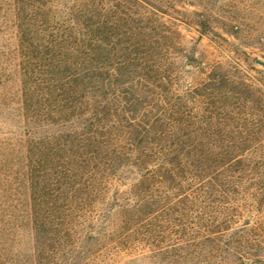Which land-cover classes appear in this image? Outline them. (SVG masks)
<instances>
[{"label": "trees", "instance_id": "16d2710c", "mask_svg": "<svg viewBox=\"0 0 264 264\" xmlns=\"http://www.w3.org/2000/svg\"><path fill=\"white\" fill-rule=\"evenodd\" d=\"M7 8L0 62H15L24 119L28 264H264L260 88L221 64L170 62L169 36L120 5L5 0L3 20Z\"/></svg>", "mask_w": 264, "mask_h": 264}, {"label": "rangeland", "instance_id": "374dc122", "mask_svg": "<svg viewBox=\"0 0 264 264\" xmlns=\"http://www.w3.org/2000/svg\"><path fill=\"white\" fill-rule=\"evenodd\" d=\"M5 3V0L0 2ZM67 9L79 10L88 0H59ZM102 2L132 16L154 19L158 33L169 36L170 62L209 67L217 64L230 71L236 81H245L264 92V0H91ZM6 5H2V9ZM10 7V6H9ZM8 10V8H7ZM3 13L0 12V16ZM10 9L0 18L1 34L10 38L13 30ZM15 62H0V264H28L30 235L28 202L18 146L24 133L18 76ZM185 85L198 79L195 68L183 70ZM122 194L111 192L110 201ZM149 255H119L95 264H161ZM163 264V263H162Z\"/></svg>", "mask_w": 264, "mask_h": 264}]
</instances>
